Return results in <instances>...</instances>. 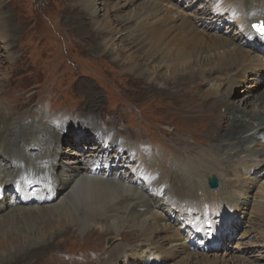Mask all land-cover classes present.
<instances>
[{
	"label": "rangeland",
	"instance_id": "374dc122",
	"mask_svg": "<svg viewBox=\"0 0 264 264\" xmlns=\"http://www.w3.org/2000/svg\"><path fill=\"white\" fill-rule=\"evenodd\" d=\"M89 1L0 0V26L4 28L0 33V92L12 89L14 91L12 102L18 95L29 97L33 93V100L40 105L41 116L39 115L40 117L35 121H29L27 112L29 130L37 126L40 118L43 120L44 116L50 113L54 117L51 119L52 124L42 123L40 127L52 130L54 129L52 126L56 123L55 119L59 117L65 120L72 114L79 120L90 122L88 126L93 125V128H99L98 125L96 127L97 122L100 127L110 125L113 130L117 126L130 137L137 135L133 132L137 130L143 135L142 140L150 147L154 139L165 140L176 147L174 140L178 134H181L187 139L182 145L183 150L199 152L210 148L211 142H195L193 139L195 136L202 138V134L205 135L206 126L202 120L194 124L183 122L188 119L186 105L193 96L187 84L196 83L194 81L196 78L187 73L190 70L199 72L200 62L206 63L207 60L220 57L222 50L216 48L212 42L216 37L230 40L240 36L246 28L249 29L251 25L248 20L241 16L240 10L244 4L238 0ZM250 1L248 9L260 0ZM89 3L94 6L95 16L90 14L91 11L87 7ZM256 6L252 11H257ZM205 8L209 9L204 13ZM212 17L214 20L211 19ZM107 19L111 24L105 27L103 22ZM189 23L195 27L186 25ZM194 32L200 33L195 39H193ZM149 35L152 36L150 40L153 44L161 42L163 43L161 48L167 45L163 52L168 54L194 46L206 52L194 58L188 57L189 59L182 55V58H185L183 62L191 61L190 69L185 70L188 65L184 67L180 63L177 65L170 63L176 65L174 68L167 67L165 63L162 65L167 55L158 53L154 56L159 51V47L149 51V41L145 38ZM252 55L255 57L254 60L243 71L241 84L235 88L240 93L235 100L247 96L248 101H251L264 96V47L256 49ZM211 72L213 71L206 73ZM219 83L212 81L201 85L200 89L214 91ZM188 91L189 98L179 99L180 93L185 95ZM206 97L207 95L203 98ZM162 99L182 102V106L175 111L167 112L161 105ZM0 109L6 111L3 102H0ZM61 129L66 132L71 131L68 138H73L76 146H70V149L66 150L72 151L74 155L79 154L75 150L88 153L92 151L91 146L99 145V140H91L92 136L90 140L86 138L75 140L77 133H80L73 126L66 125ZM113 132L116 137V130ZM166 132L171 134L167 136ZM12 143L14 145L17 140ZM242 150L264 151V136L244 144ZM232 151H222L220 158L226 160ZM12 152L15 154L13 150ZM83 160L82 164L88 160V157ZM48 161L59 166L76 165V161L70 158L56 161L48 157ZM103 163L109 165L110 161L103 160ZM130 165L128 164V168L131 167ZM246 167L254 171L247 182L249 186H254L249 195H242L236 188H229L226 192L225 187L220 186L221 174L208 173L205 178V187L209 190L211 189L207 183L208 177L215 175L219 181L218 188L211 190L215 193L212 195L213 199L206 202V205H218L220 199L224 200L225 196L236 200L238 205L229 225H227L229 220L223 223L218 216L214 219L210 218L212 222L208 229H212L217 235L209 239V242L201 243L198 238L188 239L187 236L172 239L168 242L167 249L165 247L167 251L171 246L172 251L181 248V244L188 246L182 251L176 250L175 255L165 252L169 255L167 257L164 254L165 250L149 249L146 245L129 248L125 255L128 258L127 262L119 264H200L199 261L205 256L214 264L215 262L216 264H264V196L260 190L264 185V164L258 165L255 161H250L246 163ZM38 169L40 170L38 176L46 174V170L40 164ZM64 169L67 168H62ZM67 176L71 177V172L67 173ZM248 176L244 178L247 179ZM198 194L202 198L208 196V194L204 196V191ZM59 202L60 199L51 204ZM20 207L24 206L8 208L0 213V221H3L0 226V250H5L6 253L24 242H32V237L41 233L38 221L34 220L38 214L30 216L29 213H24V217H21V211L18 219L13 216L18 213ZM12 210L14 211L11 212ZM94 223L100 222L96 220ZM195 225H202V222ZM105 229L101 230L102 233ZM45 230L47 239L54 231L62 230L61 234L52 239L53 244L45 251L48 253L51 250L57 251L58 260L54 264H63L69 259L66 252L74 248L92 253L91 245L83 248L84 245L89 244L85 238L86 242L83 245V238L88 228L81 232L67 233L63 232L66 230L65 225L61 228L59 223H55L51 227L47 226ZM107 236L102 237L107 251H103L101 257L111 263L115 262L114 258L118 256V249L121 248L123 241L120 235H111L112 238ZM109 238L113 239L111 245H108ZM160 241L166 242L165 239ZM112 251L113 254L110 253ZM143 251L149 260L139 259ZM36 256L38 254H32L30 256L32 258L21 259L16 264H26L29 260L31 261L29 264H35L39 259L50 260V257Z\"/></svg>",
	"mask_w": 264,
	"mask_h": 264
},
{
	"label": "bare ground",
	"instance_id": "6f19581e",
	"mask_svg": "<svg viewBox=\"0 0 264 264\" xmlns=\"http://www.w3.org/2000/svg\"><path fill=\"white\" fill-rule=\"evenodd\" d=\"M238 2L244 4L240 10L241 16L248 20L249 25L264 18V0L255 4L257 11H252L255 6L248 9L250 0H238ZM87 7L91 11L90 14L95 16L94 6L89 3ZM208 9L205 8L204 13ZM211 19L214 20L213 17ZM103 23L108 27L111 21L107 19ZM186 25L195 27L191 23ZM3 29L0 26V33ZM194 33L193 39L200 34ZM145 38L149 41L150 52L153 48L159 47V51H156L154 56L158 53L168 56L162 64L165 63L167 67L174 68L180 63L184 67L188 65L185 70L190 69L191 61L183 62L185 58L183 59L182 55L189 59L206 52L194 46L168 54L163 52L167 45L161 48L163 43L153 44L151 35ZM212 42L216 48L222 50L220 57L207 60L206 63L200 62L199 72L190 70L187 73L196 78L197 81H194L197 84H187L193 96L186 105L188 119L183 122L194 124L202 120L206 126L205 135L202 134V138L195 136L193 139L195 142H211L210 148L199 152L182 149V145L187 141L185 135L178 134L177 138H174L176 147L165 140L156 139L153 144L151 142L152 147H150L142 140L143 135L137 130H133L137 135L130 137L124 134L121 127L116 126L117 134L114 137L115 130L110 125L100 127L97 122L95 124L99 128H93L92 124V127H89L90 122L79 120L72 114L65 120L59 117L55 119L56 123L52 126L54 127L52 130L40 127L42 123L50 124L51 119H54L50 113L44 116L43 120L40 118L37 126L29 130L28 120L35 121L41 116L40 105L33 100V93L29 97L18 95L12 102L14 92L12 89L0 92V102L6 105V111L0 109V213L8 208L24 206L20 207L18 213L13 216L18 219L21 211V217H24V213H29L30 216L38 214L34 220L38 221L41 231L39 236L32 237L33 241L30 243L24 242L9 249L7 253L5 250H0V264H16L21 259L32 258L30 257L32 254H38L36 257H50V260L39 259L35 264H54L58 260L57 251L51 250L49 253L45 251L53 244L52 239L61 234L62 230L54 231L47 239L45 228L55 223H59L61 228L65 225L66 230L63 232L67 233L81 232L88 228L83 238V245L86 242L85 238L89 244L84 245L83 248L87 245L92 246L91 254L87 250H77L72 247V251L66 252L69 259L63 264L126 263L128 260L125 256L126 251L143 245L157 251L165 250L164 254L168 252L175 255L176 250L182 251L188 245L181 244V248L174 251L171 246L167 251L168 242L172 239L187 236L188 239L198 238L201 243L206 244L209 239L217 235L212 229H208L211 227L212 219L218 216L223 223L229 220L227 222L229 225L238 206L237 201L225 196L224 200L220 199L218 205H206V202L213 199L212 195L215 193L205 187V178L208 173L221 174L220 186L225 187L226 192L229 188H236L242 195H249L254 186H249L247 182L254 171L252 168H247L246 163L255 161L258 165L264 164V151L242 150L244 144L264 136V96L251 101H248L247 96L235 100L240 94L235 88L241 84L243 71L255 58L252 54L261 46L264 47V35L255 32L250 26L234 39L216 37ZM210 71L213 72L206 73ZM212 81L220 82L214 91H201V85ZM205 95L207 97L204 99ZM189 96V91L185 95L180 93L179 99H186ZM161 105L163 110L172 112L180 108L182 102L162 99ZM82 122L83 125H80ZM66 125L75 127L81 134L77 133L75 140L79 141L83 138L90 140L92 136L91 140H99V145L91 146L92 151L88 153L75 150L79 154L74 155L72 151L67 152V148L76 145L73 138H68L71 131L66 132L61 129ZM165 134L169 136L171 133ZM15 139L17 143L13 145ZM228 150L233 151L226 160H222L221 152ZM48 157L56 161L70 158L76 161V165L59 166L48 161ZM87 157L88 160L82 164L83 158ZM103 160L110 161V164L104 165ZM39 164L46 170L43 176L37 175L40 173ZM128 164H131L130 168ZM62 168L67 169L62 170ZM69 172L71 177L67 176ZM246 175H249L247 179L244 178ZM260 190L264 196V185ZM200 191H204V196L205 194L208 196L200 197L198 194ZM58 199H60L58 204H51ZM96 220L102 225L93 224ZM200 221L202 225H195ZM2 223L3 221H0V226ZM104 228L106 229L102 233ZM107 234L120 235L123 241L121 248L118 249V256L114 258L115 262L111 263L101 257L103 251H107L102 239ZM132 238L134 241H128ZM162 239L166 242L160 241ZM113 251L110 253L113 254ZM167 256L169 255L166 254ZM145 258L149 260L143 251L139 259L145 261L147 260ZM29 261L25 263L29 264L31 262ZM199 262L214 264L206 256Z\"/></svg>",
	"mask_w": 264,
	"mask_h": 264
},
{
	"label": "water",
	"instance_id": "95a60500",
	"mask_svg": "<svg viewBox=\"0 0 264 264\" xmlns=\"http://www.w3.org/2000/svg\"><path fill=\"white\" fill-rule=\"evenodd\" d=\"M263 20H259L258 22H255V23H253L252 24V28L255 30V31H257L254 27H253V25H257V24H259L260 22H262ZM258 32V31H257ZM259 33V32H258ZM260 34V33H259ZM207 183H208V186H209V188L211 189V190H213V189H216V188H218V186H219V181H218V179H217V177L215 176V175H213V176H211V177H208V179H207ZM112 242H113V239H109V241H108V245H111L112 244Z\"/></svg>",
	"mask_w": 264,
	"mask_h": 264
},
{
	"label": "snow or ice",
	"instance_id": "6c2138e0",
	"mask_svg": "<svg viewBox=\"0 0 264 264\" xmlns=\"http://www.w3.org/2000/svg\"><path fill=\"white\" fill-rule=\"evenodd\" d=\"M253 27L261 34L264 35V21L260 22L257 25H253Z\"/></svg>",
	"mask_w": 264,
	"mask_h": 264
}]
</instances>
